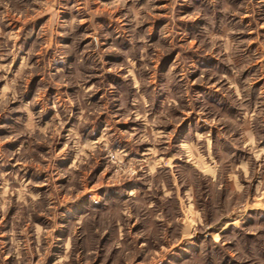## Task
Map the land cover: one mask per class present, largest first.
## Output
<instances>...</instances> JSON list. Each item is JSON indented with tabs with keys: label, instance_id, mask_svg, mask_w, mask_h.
<instances>
[{
	"label": "rangeland",
	"instance_id": "374dc122",
	"mask_svg": "<svg viewBox=\"0 0 264 264\" xmlns=\"http://www.w3.org/2000/svg\"><path fill=\"white\" fill-rule=\"evenodd\" d=\"M0 264H264V0H0Z\"/></svg>",
	"mask_w": 264,
	"mask_h": 264
}]
</instances>
